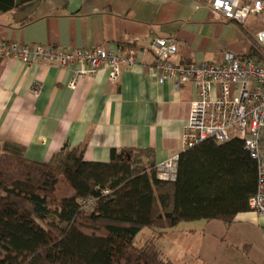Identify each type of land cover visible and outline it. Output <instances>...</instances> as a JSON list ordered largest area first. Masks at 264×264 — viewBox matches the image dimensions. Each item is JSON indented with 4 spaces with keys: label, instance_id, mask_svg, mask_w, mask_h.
<instances>
[{
    "label": "crops",
    "instance_id": "1",
    "mask_svg": "<svg viewBox=\"0 0 264 264\" xmlns=\"http://www.w3.org/2000/svg\"><path fill=\"white\" fill-rule=\"evenodd\" d=\"M208 1L13 0L10 8L0 6V41L104 46L136 61L116 85L101 69L71 88L77 65L0 57V154L16 144L28 159L47 162L66 142L86 143L84 159L92 162L110 161L112 149H134L155 164L181 153L197 93L192 84L177 91L170 82L158 83L152 40L174 36L176 62H219L225 51L251 55L264 28L262 15L243 24L215 19ZM35 85L39 95L32 93ZM187 226L163 236L187 239L180 255H168L179 263L264 264V217L253 210L229 225L213 219Z\"/></svg>",
    "mask_w": 264,
    "mask_h": 264
},
{
    "label": "trees",
    "instance_id": "2",
    "mask_svg": "<svg viewBox=\"0 0 264 264\" xmlns=\"http://www.w3.org/2000/svg\"><path fill=\"white\" fill-rule=\"evenodd\" d=\"M12 5L0 0L2 8ZM86 147L66 142L40 162L21 146H5L0 264H189L166 255L158 241L181 222L229 225L251 210L258 165L238 137L182 151L174 181L159 179L154 161L138 158L134 149H112L110 161L92 162L84 159ZM145 229L151 235L139 245Z\"/></svg>",
    "mask_w": 264,
    "mask_h": 264
},
{
    "label": "built area",
    "instance_id": "3",
    "mask_svg": "<svg viewBox=\"0 0 264 264\" xmlns=\"http://www.w3.org/2000/svg\"><path fill=\"white\" fill-rule=\"evenodd\" d=\"M208 7L215 19L239 24L251 15L264 18V0H209ZM254 43L257 53L242 56L225 51L219 62L201 63L173 61L178 50L174 36L154 38L150 47L158 83L170 82L177 91L192 84L197 93L183 128L182 150L210 139L217 143L234 137L244 140L245 148L258 165L257 191L250 197V209L264 217V28L256 34ZM0 57L61 67L77 65L71 88L101 69L108 72L110 83L116 85L123 70L136 62L134 57L104 46L76 48L16 41H0ZM40 92V85H35L32 93L39 95ZM179 157L180 153H176L155 165L159 179L176 180ZM90 203L92 199L85 202L86 207Z\"/></svg>",
    "mask_w": 264,
    "mask_h": 264
},
{
    "label": "rangeland",
    "instance_id": "4",
    "mask_svg": "<svg viewBox=\"0 0 264 264\" xmlns=\"http://www.w3.org/2000/svg\"><path fill=\"white\" fill-rule=\"evenodd\" d=\"M134 155L138 157H142V154L135 153ZM62 186V184H61ZM188 222H181L179 227H188ZM151 235L149 229H145L144 232H141L140 235L137 236V242L140 245L143 243L145 239H147ZM187 243L186 238H182L181 236H177V234H169L165 237H162L158 241V248L162 250L166 255H180L181 249L180 246L182 244Z\"/></svg>",
    "mask_w": 264,
    "mask_h": 264
}]
</instances>
